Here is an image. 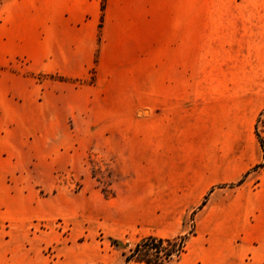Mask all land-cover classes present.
Returning <instances> with one entry per match:
<instances>
[{
  "label": "crops",
  "instance_id": "crops-1",
  "mask_svg": "<svg viewBox=\"0 0 264 264\" xmlns=\"http://www.w3.org/2000/svg\"><path fill=\"white\" fill-rule=\"evenodd\" d=\"M195 3L0 0V66L21 58L68 79L95 69L84 91L92 107L101 100L106 154L114 136L124 148L114 196L87 188L68 204L46 203L0 165V264H47L54 243L53 264H125L148 236L186 238L167 264H264V0ZM206 3L229 11L206 13ZM63 217L66 238L34 227Z\"/></svg>",
  "mask_w": 264,
  "mask_h": 264
},
{
  "label": "rangeland",
  "instance_id": "rangeland-1",
  "mask_svg": "<svg viewBox=\"0 0 264 264\" xmlns=\"http://www.w3.org/2000/svg\"><path fill=\"white\" fill-rule=\"evenodd\" d=\"M195 1L190 0V12L196 11ZM203 6L206 13L228 12L230 7L207 3ZM241 6L244 18V5ZM7 63L0 66V165L14 166L26 175L46 203L57 199L67 204L74 202L75 195L85 193L87 188L98 189L103 195L102 191L113 193V156L123 153L124 148L114 136L110 154H106L105 133L100 130L101 100L92 107L93 101L84 91L95 84V69L84 79H68L39 73L21 58ZM55 84L59 86L54 87ZM44 85L47 92L57 93L55 106L50 108L43 101ZM120 166L126 171L125 164ZM34 227L37 232L49 236L58 233L64 238L73 230L66 217L40 220ZM117 246L110 242V247ZM58 248L56 243L45 247L47 264L58 258Z\"/></svg>",
  "mask_w": 264,
  "mask_h": 264
},
{
  "label": "trees",
  "instance_id": "trees-1",
  "mask_svg": "<svg viewBox=\"0 0 264 264\" xmlns=\"http://www.w3.org/2000/svg\"><path fill=\"white\" fill-rule=\"evenodd\" d=\"M104 7V6H103ZM260 142L264 149V139L260 137ZM106 198L114 196L113 193L106 194ZM186 238L163 239L148 236L139 241L130 254L125 253V264L139 262L146 264H167L174 259H178L184 252Z\"/></svg>",
  "mask_w": 264,
  "mask_h": 264
},
{
  "label": "built area",
  "instance_id": "built-area-1",
  "mask_svg": "<svg viewBox=\"0 0 264 264\" xmlns=\"http://www.w3.org/2000/svg\"><path fill=\"white\" fill-rule=\"evenodd\" d=\"M258 127H259V128H260V127L264 128V119H263L262 116H260V118H259V120H258ZM259 128H258V129H259Z\"/></svg>",
  "mask_w": 264,
  "mask_h": 264
}]
</instances>
